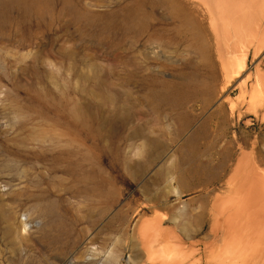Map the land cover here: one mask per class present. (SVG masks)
<instances>
[{
  "label": "rangeland",
  "instance_id": "1",
  "mask_svg": "<svg viewBox=\"0 0 264 264\" xmlns=\"http://www.w3.org/2000/svg\"><path fill=\"white\" fill-rule=\"evenodd\" d=\"M199 25L166 0H0V264H149L141 224L200 231L264 175V51L229 80Z\"/></svg>",
  "mask_w": 264,
  "mask_h": 264
},
{
  "label": "bare ground",
  "instance_id": "2",
  "mask_svg": "<svg viewBox=\"0 0 264 264\" xmlns=\"http://www.w3.org/2000/svg\"><path fill=\"white\" fill-rule=\"evenodd\" d=\"M166 1L173 10L182 13L184 17H189V15H191L199 20L200 22L199 28L201 29V31L205 33V36L207 38V42L205 45H207L208 49H210L211 57L215 58V61H217L219 68L223 71V76L227 77L229 80H231L233 75L236 76L238 73H240L243 70L244 63H246V61L244 60L247 59L246 57L247 55H249L250 52H252L254 57H259L263 54L264 0H166ZM258 63L259 64L256 63V66L258 65L259 68L261 67V69L257 70L256 74L258 76V79L264 81V69H263L264 55L262 56V58ZM258 66L255 67V70L256 68H258ZM260 70H262L263 72H261ZM224 73L226 76L224 75ZM223 76L222 78L224 79ZM248 78H250V76H248ZM254 80H257L255 79V76H254ZM246 81H244L243 83L241 82L242 88L246 87ZM254 83L256 82L254 81ZM251 87L253 91V86ZM242 88L240 89L242 90ZM258 88L257 86L254 88L255 89L254 93L257 92L256 89ZM261 88H263V86ZM259 90L260 89H258V91ZM261 90L259 92H262ZM259 92L257 93L262 94ZM257 96L258 95H255V97ZM259 97L261 100V98H263V95L262 96L259 95ZM255 101H253V104H255ZM259 104L263 105V103L262 104L259 103ZM251 109H252V105H251ZM255 113L258 114L257 112ZM263 115L264 113L261 114L262 117L261 120H264ZM189 143L190 146H193L192 140L189 141ZM244 156L243 159H241L243 161H244ZM259 161L260 160H258L257 162ZM244 165H246V163H244ZM244 165L242 163V167ZM242 167H239V170L240 169L242 170ZM254 169L249 168L245 173H243L244 171L243 169L242 172L241 170L239 171V173L241 172L240 173L241 177H239L240 175L238 176L235 174H234L235 175L234 178L230 177L232 178L230 180L232 183L231 185L232 187H230L232 194H230L231 196L230 198H228L230 201H227L228 202L227 204L225 202H223L225 204H221L218 203V201L216 200L217 202L215 201V205L217 203L218 204L216 206L214 205L216 207L214 215L208 217V214L210 215V213H206L205 208L202 209V211L197 214V220L198 221L201 220L199 221L200 223L198 224L199 227L201 226L200 231L181 230L179 234H174L171 231L167 230V228L164 229L162 221L157 218L154 221L151 220L152 224H150L151 222L149 224H147L148 222L141 224L137 230L138 231L137 239L135 238L136 240L134 239L133 240L134 242L138 240L137 242L139 244L138 249H140L143 252L144 257H146L147 261H149V264H153L154 263L153 261H155L159 255L162 257L163 253L165 251H168L169 248H173V250L175 251L174 252L175 258L174 257L171 258L174 259L172 260L173 262L171 264H188L189 259L194 253H198V254L200 253L199 252L200 249L198 248L194 250L191 249V251L192 250L193 251L191 253L188 252L190 255H186L187 253L184 254L185 253L184 250L186 249V247L190 248V247H195L197 245L191 243V241L197 236V234L202 235V238L205 239L206 241L209 240V242L207 241L208 243L207 242L202 243L203 246L202 256H200L197 260H203L204 258L203 254H205V257L206 256L208 257V255H206L207 253L211 255L216 252L217 254L215 258H211V259L206 258L203 264H250L248 263L246 257L243 256L250 255L251 253L257 254L258 249L254 250L255 247L254 245L258 247L264 245V175L263 174L260 175L262 173L261 171L262 168H260L259 166L257 169L260 170L261 172L257 170V173H255L256 169L255 170ZM212 175L213 174H211L210 176ZM174 193L176 196L181 195V193L176 190L174 191ZM182 212L183 209H178L177 216L181 215ZM206 214L209 219L206 218ZM0 218L9 220L10 215L0 212ZM203 218L204 220H206L205 223L206 222L210 223L208 224L209 225L208 231H205L203 229V226L201 225L202 222L204 223V221H202ZM170 220L174 221L173 217ZM165 221L168 220L165 219ZM242 246L244 248H247V250L242 249ZM229 250H231L230 253L231 254L234 253V255L235 253L239 254L240 253L239 251L241 250L240 254H242L243 256L240 257L239 254V256H237L239 259L236 256H235L236 259L231 258L232 256H229L230 255ZM243 250L244 252H247L244 253L247 255L243 254ZM129 251L131 252L130 249ZM258 253L264 254V250L263 251L261 250ZM127 258L128 261L132 260L131 257H127ZM161 259L163 260V258ZM171 259L169 258L170 261ZM256 259L259 260L258 261L259 263L261 262V264H264L263 255L261 256L258 255ZM164 260L166 261L167 258L166 259L164 258ZM197 260H192L193 262L191 263L193 264L194 261L197 262ZM170 261L168 262L166 261L167 264L170 263Z\"/></svg>",
  "mask_w": 264,
  "mask_h": 264
},
{
  "label": "water",
  "instance_id": "3",
  "mask_svg": "<svg viewBox=\"0 0 264 264\" xmlns=\"http://www.w3.org/2000/svg\"><path fill=\"white\" fill-rule=\"evenodd\" d=\"M246 120H250V123H249L248 125H251L252 122H253V119H252V118H246L244 121H246ZM244 121H243V123H244ZM248 125H247V126H248Z\"/></svg>",
  "mask_w": 264,
  "mask_h": 264
}]
</instances>
